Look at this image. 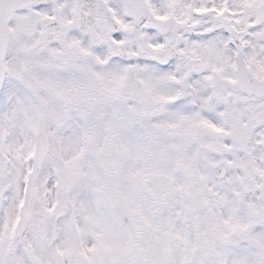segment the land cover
I'll list each match as a JSON object with an SVG mask.
<instances>
[{
  "label": "snow or ice",
  "instance_id": "obj_1",
  "mask_svg": "<svg viewBox=\"0 0 264 264\" xmlns=\"http://www.w3.org/2000/svg\"><path fill=\"white\" fill-rule=\"evenodd\" d=\"M0 264H264V0H0Z\"/></svg>",
  "mask_w": 264,
  "mask_h": 264
}]
</instances>
